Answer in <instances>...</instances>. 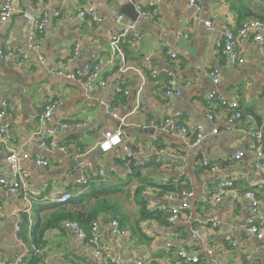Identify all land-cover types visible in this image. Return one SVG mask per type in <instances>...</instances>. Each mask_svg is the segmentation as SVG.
<instances>
[{"label": "crops", "instance_id": "crops-1", "mask_svg": "<svg viewBox=\"0 0 264 264\" xmlns=\"http://www.w3.org/2000/svg\"><path fill=\"white\" fill-rule=\"evenodd\" d=\"M8 1L15 13L8 21L0 22V52L23 48L26 42L29 0ZM190 1L153 0L156 17L149 21L134 20V15L137 7L148 8L152 0H52L51 19L40 39L44 64L16 66L0 56V102L8 104L3 123L10 128L13 146L21 151L26 147L32 156L39 155L48 162L45 168L24 162L31 189H45L43 200L37 201L30 212L26 213L19 196L0 188V261L17 262L23 256L21 264L34 261L36 264H135L136 261L195 264L180 262L177 252L184 250L198 256L197 264H249L251 260L264 264V237L257 239L248 233L246 226L249 201L241 194L235 196L231 190L224 193L218 204L212 199L217 184L232 179L238 193L251 190L256 194L260 201L259 214L264 220V158L263 169L257 170L251 142L240 135L264 117V42L251 38L242 42L244 63L223 69L217 85L208 77V72L224 61L215 46L222 26L235 30L244 21L264 18V0H195L200 6L199 12L188 8ZM80 4H97L102 22H81L76 17ZM53 12L58 16L54 17ZM118 15L123 18L122 24L115 22ZM135 21L141 33L139 42L135 46L129 42L121 45L128 70L121 74L118 62L115 66L105 65L101 77L106 86L95 84L92 98L85 95L78 81L51 75L60 60H72L67 66L68 72L80 69L86 62L106 60L111 39L123 24ZM206 21L212 23L211 29L205 27ZM168 50L176 53V60L167 56ZM28 55L36 57L32 51ZM145 56L151 58L155 70L173 72L178 87L186 83L189 86L182 88L178 97H167L165 76L147 79L139 108L135 110L141 79L129 69L139 67ZM117 87L121 88L120 93L116 92ZM212 93L215 98L208 100L207 96ZM217 96L238 102L242 112L240 122L227 123V114ZM55 99L62 103L53 112L46 136L65 147L67 153L55 150L46 154L28 139L36 129L43 105ZM110 111L120 117L113 119ZM174 112L188 126L202 125L205 137L199 145H190L192 137L183 139L153 128H141L142 124L160 122ZM209 113L214 116L213 124L207 120ZM61 122H79L84 126L59 132L57 127ZM213 128L218 130L216 136L210 135ZM118 129L123 133L124 142L136 150L138 159L147 161L145 167L131 169L121 150L99 151L97 144L103 134ZM159 147L164 149L166 164L154 161ZM237 152L244 154L239 161L235 160ZM4 158L2 153L0 166ZM204 161L218 170L210 174ZM84 164L90 165L91 172L104 170L106 178L92 180L85 188L75 185ZM93 189L111 193L94 197L89 204L94 209L95 200L108 201L106 209H100L94 221L99 223L101 244L110 250L115 263L96 258L86 242L71 231L60 229L57 222L60 211L50 199L64 191L76 199ZM188 189L193 192L187 212L191 221L185 223L180 216L174 224L166 223V209L176 203H170L164 196ZM142 208L161 213V217L144 220L140 216ZM213 214L219 216L216 229L208 225L197 228L195 221ZM113 220L126 232L124 236L113 233L110 227ZM19 221L24 231L20 230V241H17L14 229ZM47 224L37 242L36 231ZM89 226L83 229L87 231ZM194 230L199 232L198 237ZM206 248L211 254L203 251Z\"/></svg>", "mask_w": 264, "mask_h": 264}, {"label": "built area", "instance_id": "built-area-1", "mask_svg": "<svg viewBox=\"0 0 264 264\" xmlns=\"http://www.w3.org/2000/svg\"><path fill=\"white\" fill-rule=\"evenodd\" d=\"M52 0H29V12L26 14L27 26H26V42L25 46L7 48L0 52V56L6 60H11L16 66H21L24 64H32L34 66H42L44 64V57L41 52L40 39L44 33L45 27L49 24L51 19V13L49 12V4ZM160 1V0H155ZM263 1V0H260ZM97 4L82 5L76 10V17L81 21H90L96 24L102 22L101 18L97 14ZM188 8L193 9L195 12L200 11V6L195 0H191L188 4ZM137 18L143 20H154L156 17V10L154 9L153 0L149 4L148 8H136ZM15 13L14 7L10 1L5 0L0 3V22L8 21ZM53 16H58L57 12H53ZM117 24H122L123 18L118 15L115 19ZM207 29L212 28V23L210 21L204 22ZM187 38L186 35L183 36ZM141 38V33L137 30V22H128L123 24L122 29L118 32L109 43V55L106 60L99 58L92 62H86L82 67L74 72H68L67 66L71 62V59L60 60L56 63V66L52 69L51 75L63 77L69 80L78 81L81 84L83 92L88 98L93 97V87L98 84L100 87H105L106 83L102 81V72L105 65L115 66L118 64V71L122 74L128 70L127 62L125 58L124 51L121 47L122 44L129 42L131 46H135ZM253 39L255 42H264V18L254 19L249 21H244L237 29L233 30L228 26H222L218 39L216 41V49L221 53L224 58L223 64L210 70L208 72V77L210 81L217 85L221 79V72L223 69L233 66H239L244 63V58L241 53L240 45L242 42ZM32 51L36 54L35 58L29 57L28 52ZM167 56L171 60H176L177 55L175 52L168 50L166 52ZM132 72L139 75L141 79V85L136 95V107L135 110L139 108L140 105V94L142 88L145 85L147 79L155 80L160 76L166 77V84L164 86V92L167 97H178L181 94V89L189 86V83L183 84L182 87H178V80L173 72L169 70H155L152 67L151 58L145 56L141 60V65L139 67H134L129 69ZM116 92L120 93L121 88L117 87ZM126 93V91H124ZM215 94H209L207 96L208 100H213ZM219 105L227 114V123L229 125H234L236 122H240L242 119V112L237 101L228 102L221 96L216 98ZM62 101L60 99L48 100L42 107L40 111L36 129L31 134L28 140L34 141L36 147L50 154L55 150H59L63 153H67L65 147H60L57 143L49 140L46 136V129L50 125L53 119V112L61 105ZM8 104L6 101L0 102V155L5 153L4 164L0 166V188L5 190L10 194H15L19 196L25 206L26 213L30 212L33 205L37 203L42 197L45 189L33 190L29 184V172L24 166V162H32L38 167H47L48 162L39 155L32 156L26 147H23L21 151L18 147L13 146V138L10 132V128L7 124L3 123V118L6 116ZM109 114L113 119H118L120 116L115 111H110ZM181 115L178 112H174L168 117L164 118L160 122H149L142 124L141 128H153L156 131L168 133L170 135L187 139L189 137L193 138V142L190 144L192 147L199 145L204 137L205 132L200 124H192L188 126L187 124L181 122ZM207 120L209 123H214V116L209 113L207 114ZM83 123L79 122H61L57 127L59 132L65 129L72 128H82ZM218 130L213 128L210 132L211 136H216ZM242 139H248L251 142V150L257 160L256 169L262 170L263 164L262 160L264 158L263 146H264V117L260 119L258 125L244 129L240 132ZM98 149L101 153L115 152L121 150L126 156V165L131 167V169H140L145 167L147 164L146 160H139L137 157L136 150L129 144H126L123 140V133L120 129L110 132L107 131L103 134L100 142L97 144ZM165 155L163 147L157 148V155L154 158L157 164H166L167 160L163 156ZM175 157V155H171ZM244 157L243 152H237L235 154V160L239 161ZM204 167L210 174H214L218 168L215 165L209 164L208 161L203 162ZM106 174L104 170H97L91 172L90 165L84 164L80 168V176L75 180V185L78 186H88L92 180L105 179ZM235 183L232 179H226L217 184L215 191L213 192V202L218 204L221 202L224 193L227 190H231L235 196H239L249 201L248 216L246 219V226L248 233L255 236L257 239H262L264 237V220L259 214V198L251 190H246L238 193L235 189ZM193 197V192L191 190H179V192L173 194H166L164 198L173 204L167 208V216L165 218L166 223L174 224L180 216L184 219L185 223L191 221L190 215L187 213L190 209L189 199ZM51 202L54 204H65L72 199L70 192H62L61 194L55 195L50 198ZM1 209V205H0ZM198 227L208 225L211 229H216L219 225L218 214H213L205 220L195 221ZM21 221L18 222L14 229V238L20 241ZM58 226L62 230L71 231L76 237L86 242L88 247L93 251L96 258L105 260L110 263H115L116 259L112 256L110 250L105 248L101 244L99 223L93 221L89 229L86 231L77 223L76 221L63 220L58 223ZM110 227L113 233L119 236H124L125 231L120 229L118 222L112 221ZM193 233L198 237L199 232L194 230ZM228 240V239H227ZM234 247L235 243H231ZM170 244L167 245V248ZM206 254H211V250L204 249ZM180 262L195 263L199 262L198 256H194L190 252L184 250H178L177 252ZM23 256L17 259V262H7L0 261V264H21L23 262ZM135 264H144L141 261H136ZM249 264H258L256 261L251 260Z\"/></svg>", "mask_w": 264, "mask_h": 264}, {"label": "trees", "instance_id": "trees-1", "mask_svg": "<svg viewBox=\"0 0 264 264\" xmlns=\"http://www.w3.org/2000/svg\"><path fill=\"white\" fill-rule=\"evenodd\" d=\"M263 153H264V146H263ZM82 187L85 188V186H82ZM171 189L172 188H169L167 190H171ZM101 194L109 195L111 193H108L107 191L101 192L100 190L95 191V189H93V192H91L90 194L88 192L87 195L80 196L79 198H76V199L74 198L63 205L56 204L54 208L59 209L60 211V214L57 217V222L59 223L62 220L76 221L77 223H79L81 227L85 228V225L87 224L89 225L95 219H97V214L100 209H103V208L106 209L107 207L108 201L105 198L95 200V204H97V206L94 209L90 207V204H89L90 200H92V198L94 197L100 196ZM88 208L90 210H88ZM69 209H71V211ZM140 216L144 220H147V219L151 220V219L160 218L161 213H157V212L151 213L142 208L140 210ZM48 225L49 224L44 225L43 228H40L36 231L37 242L40 241V238L42 237V234L44 230L48 227ZM33 264H36V262L34 261Z\"/></svg>", "mask_w": 264, "mask_h": 264}, {"label": "water", "instance_id": "water-1", "mask_svg": "<svg viewBox=\"0 0 264 264\" xmlns=\"http://www.w3.org/2000/svg\"><path fill=\"white\" fill-rule=\"evenodd\" d=\"M132 7H133V5H131ZM134 20H136V18H137V14H136V12H135V15H134ZM79 162H81V161H79V160H77V163H79ZM81 165V164H80Z\"/></svg>", "mask_w": 264, "mask_h": 264}, {"label": "rangeland", "instance_id": "rangeland-1", "mask_svg": "<svg viewBox=\"0 0 264 264\" xmlns=\"http://www.w3.org/2000/svg\"><path fill=\"white\" fill-rule=\"evenodd\" d=\"M139 132H143L142 130H139ZM21 231H24L23 226H20Z\"/></svg>", "mask_w": 264, "mask_h": 264}]
</instances>
